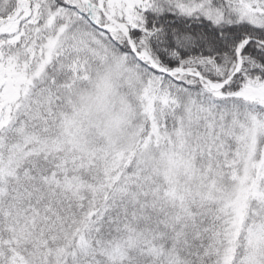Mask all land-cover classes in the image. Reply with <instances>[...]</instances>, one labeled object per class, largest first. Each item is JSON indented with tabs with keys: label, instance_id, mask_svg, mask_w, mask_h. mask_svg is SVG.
Here are the masks:
<instances>
[{
	"label": "snow or ice",
	"instance_id": "snow-or-ice-1",
	"mask_svg": "<svg viewBox=\"0 0 264 264\" xmlns=\"http://www.w3.org/2000/svg\"><path fill=\"white\" fill-rule=\"evenodd\" d=\"M0 264H264V0H0Z\"/></svg>",
	"mask_w": 264,
	"mask_h": 264
}]
</instances>
